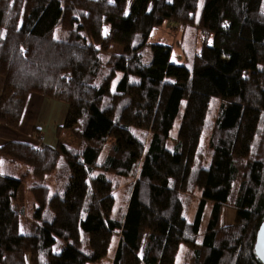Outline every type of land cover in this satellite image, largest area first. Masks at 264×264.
Segmentation results:
<instances>
[{
	"label": "trees",
	"instance_id": "trees-1",
	"mask_svg": "<svg viewBox=\"0 0 264 264\" xmlns=\"http://www.w3.org/2000/svg\"><path fill=\"white\" fill-rule=\"evenodd\" d=\"M128 1L0 0V123L36 93L80 138L0 145V264H101L114 240L111 264H264V0ZM166 21L213 37L190 66L150 43Z\"/></svg>",
	"mask_w": 264,
	"mask_h": 264
},
{
	"label": "rangeland",
	"instance_id": "rangeland-1",
	"mask_svg": "<svg viewBox=\"0 0 264 264\" xmlns=\"http://www.w3.org/2000/svg\"><path fill=\"white\" fill-rule=\"evenodd\" d=\"M134 0L128 1V6L133 3ZM205 0H198V16L201 13L202 7L204 5ZM208 40V43H212L213 37L207 38L201 30H199L195 25H187L182 26L177 22L166 21L163 25L154 28L152 35L150 37V43H166L172 45V60L177 63H186L187 65H191V58L195 52H199L204 41ZM121 49L120 46L113 44L112 50L118 51ZM58 133L61 135L62 139L66 141L68 144L73 146H78L80 142V138L77 135H74L71 129L67 128H58ZM43 137V140L40 142V138ZM38 143L41 144L44 141V136L38 134L37 136ZM34 181V178L27 179L21 189H20V202L25 207L26 214L23 219H31L32 207L34 206V194L30 189V184ZM48 181L52 186V189L56 187V183L54 180L53 173L49 175ZM126 187L125 182H122L120 189H118L116 196L120 201L125 202L127 193L124 190ZM199 194L195 193L193 195L192 205L186 212V217L192 221L194 219L195 213L197 211V207L199 204ZM211 210V203H208L205 210V221L208 219L209 213ZM235 216V209L231 206H223L221 213V223L222 224H230L233 222ZM59 242V241H58ZM114 245L110 248L108 254L104 257L101 264H111L113 261V255L115 251L116 240H114ZM59 246L61 243H58L55 246V250H60Z\"/></svg>",
	"mask_w": 264,
	"mask_h": 264
},
{
	"label": "crops",
	"instance_id": "crops-1",
	"mask_svg": "<svg viewBox=\"0 0 264 264\" xmlns=\"http://www.w3.org/2000/svg\"><path fill=\"white\" fill-rule=\"evenodd\" d=\"M3 85L4 78L0 75V94ZM66 114L65 102L30 93L17 129L0 123V145L6 141L16 140L37 146L39 145L37 136L41 134L44 136L43 144L55 147L59 140H63L58 128L64 123Z\"/></svg>",
	"mask_w": 264,
	"mask_h": 264
},
{
	"label": "water",
	"instance_id": "water-1",
	"mask_svg": "<svg viewBox=\"0 0 264 264\" xmlns=\"http://www.w3.org/2000/svg\"><path fill=\"white\" fill-rule=\"evenodd\" d=\"M255 250L258 257L264 263V220L257 231Z\"/></svg>",
	"mask_w": 264,
	"mask_h": 264
},
{
	"label": "built area",
	"instance_id": "built-area-1",
	"mask_svg": "<svg viewBox=\"0 0 264 264\" xmlns=\"http://www.w3.org/2000/svg\"><path fill=\"white\" fill-rule=\"evenodd\" d=\"M41 140H43V137L40 138V142H41Z\"/></svg>",
	"mask_w": 264,
	"mask_h": 264
}]
</instances>
